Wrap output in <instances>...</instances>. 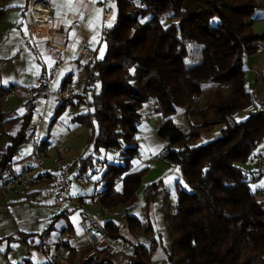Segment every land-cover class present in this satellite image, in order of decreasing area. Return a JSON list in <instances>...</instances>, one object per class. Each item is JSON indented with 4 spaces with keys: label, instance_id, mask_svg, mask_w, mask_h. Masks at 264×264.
I'll list each match as a JSON object with an SVG mask.
<instances>
[{
    "label": "trees",
    "instance_id": "obj_1",
    "mask_svg": "<svg viewBox=\"0 0 264 264\" xmlns=\"http://www.w3.org/2000/svg\"><path fill=\"white\" fill-rule=\"evenodd\" d=\"M257 7L254 0H115L101 51L96 50L85 65L84 90L59 102L51 120L67 105L79 109L71 121L91 127L94 151L118 153L119 162L107 164L97 193L102 207H115L130 200L145 174L146 169L132 171L131 161L139 152L135 134L140 109L146 102L154 103L164 118L157 129L166 139L163 159L181 175L176 204L165 211L170 241L160 263L264 264V202L257 199L252 185L262 175L243 166L264 144V100L252 99L244 85V57L254 54L258 49L254 43L264 39L252 29ZM5 12L0 6V22ZM206 90L210 99L199 108L195 99ZM7 91L0 87V137L6 134L2 105ZM36 98L25 102L22 125L9 136L0 167L14 161L33 136L28 124ZM250 101L258 104L257 112L231 117ZM179 108H185L187 131L172 120ZM217 124L224 125L218 137L190 145ZM91 161V155L80 156L69 169L85 172ZM155 187L147 186L142 196L150 199ZM125 219L131 231L152 233L149 224L142 228L138 217L126 214ZM117 223L104 222L112 235ZM54 224L55 219L39 235L0 238V245L6 243L2 254H7L10 242H27L35 236L30 247L48 255ZM66 247L68 264H115V257L105 249L76 262L75 249ZM151 254L143 243L124 258L128 264H146Z\"/></svg>",
    "mask_w": 264,
    "mask_h": 264
},
{
    "label": "crops",
    "instance_id": "obj_2",
    "mask_svg": "<svg viewBox=\"0 0 264 264\" xmlns=\"http://www.w3.org/2000/svg\"><path fill=\"white\" fill-rule=\"evenodd\" d=\"M33 1L34 0L30 2L29 0H0V6L6 10L0 22V87L11 90V96L7 100H4L2 105V110L4 112L3 129L6 134L0 137V156L10 144L9 136L16 134L22 125V117L26 112L25 102L28 100L27 91L36 88L40 82L46 78L49 69L56 62L58 52L57 48L51 45L54 44L59 47L69 48L70 50L68 54H65L63 64L56 71L55 77L50 79V93L39 100L43 105L35 104L34 112L28 124V126L33 129V136L26 144L32 148L33 144L39 141L42 143L43 150L46 152L47 157H49V153L52 154V157L56 156L53 159L54 163L60 162L70 166L77 158H74L72 163L69 161L64 162L63 159L65 154L63 156L62 152L59 151L62 146L59 144L57 145V143L55 145V142L51 139L49 140L48 137L41 138L43 132L42 126H44L43 123L45 120H48L45 112H54L58 103L63 100V98L58 95L60 90L66 89L71 95L80 93L84 90L85 65L89 62L93 53L96 50L100 52L102 47V6L99 0H94V2L93 0H43L44 4L48 6L49 14L53 20V27L50 30L51 44H49L44 42L47 40L46 38L36 37L34 35L38 40H42L38 41L34 40L31 36L28 26L30 25L32 28L31 17L27 13L26 20L24 10L28 2L30 5ZM254 1L258 4V7L253 14L252 29L256 33L264 34V0ZM38 27L41 26L38 25ZM254 44L258 47L257 51L252 55L245 56L243 65L244 85L246 89L253 94L252 99L256 101L254 92H256L258 88L256 83L259 78L256 74V70H262L261 76L264 77V39L258 40ZM82 48L89 50V52L81 56L77 55L76 50ZM62 54H64V52H62ZM250 72H254V87L252 83L253 76L251 80ZM62 83H64V85H62ZM262 87L264 89L263 85ZM251 88H254L252 92L250 91ZM202 94L207 95L206 105L210 99V91L206 90ZM147 103L149 107L145 110V113H141L140 123L144 114L146 121L151 120L152 117H156L157 123L150 127L152 132L148 136L147 146L152 150H157L161 146V141L162 145L166 144V139L158 137L157 134V129L163 123L164 118L159 117L161 113L155 111L153 102H146L143 105ZM73 110L74 112L80 111L76 108ZM178 110H182L185 117V108H179ZM223 127V124H217L210 130L202 132L195 141L190 143V145H202L218 137ZM180 129L182 131H187L189 129L188 123L185 129ZM28 152L22 154L18 151L13 157L19 169L31 168L27 160ZM137 156H142L140 150ZM262 162H264V144H259L254 150L252 158L243 166L246 170L256 171ZM131 170L135 171L133 170L132 164ZM42 171L50 172L49 168L43 165L34 172L41 173ZM52 172L53 170L50 173ZM42 176L43 174H40V177ZM262 183H264V175L255 179L252 185L255 186L257 190V199L264 202V186H260ZM120 188L121 185L118 183L116 189L120 190ZM42 192L43 186L37 184L29 192L15 189L3 194L0 193V238L7 236L17 237L20 233L39 235L48 227L52 220L55 219L54 230L51 231L48 240L50 243V253L48 255L30 247V244H32V242L34 243L36 240L35 236L28 238L27 242H10L8 244L9 250L17 249L18 243H23L27 246V258H23L17 264L48 261L56 256V251H54V249L57 244L60 243V248L63 249V242H68L72 247H76L75 251L77 249L82 255L89 250V241L82 230L78 214H63L56 205H52L47 200H44ZM97 192L98 191H95L94 195L90 197L92 204L98 201ZM133 197L134 195L131 198ZM131 198L124 204L125 208L134 205V203H131ZM82 202L86 205V195L83 196ZM119 206L121 205L116 206V208H119ZM106 220H110V218ZM106 220H104V222ZM111 220L118 222L119 218L115 216V219ZM165 227L164 225V230L166 232ZM154 238L155 241H157L153 233L149 235L142 234V239L147 240L145 243L150 242ZM161 238L162 235L161 232H159V240ZM5 248L6 243L4 242L0 245V264H10L9 261L6 260L7 256L2 254ZM52 248L53 252L51 251ZM154 253L155 252H152L151 259L155 262L157 259H153ZM162 258L163 257H161V259Z\"/></svg>",
    "mask_w": 264,
    "mask_h": 264
},
{
    "label": "rangeland",
    "instance_id": "obj_3",
    "mask_svg": "<svg viewBox=\"0 0 264 264\" xmlns=\"http://www.w3.org/2000/svg\"><path fill=\"white\" fill-rule=\"evenodd\" d=\"M254 72H250L251 80L253 76V87L255 86V78H254ZM262 78L259 77L256 83V86L258 87L256 92H254L256 96V101L264 100V89L262 87ZM264 86V85H263ZM251 88V92H252ZM253 95V94H251ZM207 99V95L201 94L199 98L195 99V105L199 108L204 107ZM199 100V102H198ZM149 107L148 103L143 105L140 109V113H145V110ZM71 106H66L56 117V119L51 122V119L55 115V111H46L45 114H47L48 120L43 123L44 126H42V134L41 138L48 137L49 140L55 142V145H61L62 150L60 148L59 151L62 152L64 156V162H73L74 158H79L80 156H86L91 155L92 161L91 165L86 168V173L90 175L91 180V188L86 191L85 195L87 197V203L86 207L99 219H101L103 222L104 220L110 218L115 219V216H117L120 219L121 214H128L137 216L142 221V228L149 224L150 229L152 233L156 236V239L158 241H155V239H152L150 242L145 243L147 240L142 239V234L139 232L141 243L146 244V246L151 249L152 252H155L153 254V259H157L155 262L150 258L147 263L149 264H164L160 263L161 257H165L164 250L167 249L169 251V241L170 236L166 230H164V216L165 211H167V207H174L176 204V182L178 180V171L177 169L168 164L163 158H157L156 155L161 151L164 147V144L162 145L160 142V148L157 150H152L148 148L147 140L149 139V135L152 132L150 127L154 126V124L157 123L156 117H152L151 120L146 121L145 120V114L143 115L140 123V127L138 131L135 134V142L139 147L141 157L135 156L132 159V166L133 170L137 171L140 169H146L145 174L141 178L140 185L138 189L136 190V193L134 194V197L131 198L132 205L129 208H125L123 204L119 206V208L115 207H108L111 211V214L105 215L102 212V206L98 201H95L94 204H92L91 196L94 195L95 191H99L102 188L101 184V176L107 167V164L109 163H117L119 160L117 157L119 156L117 152L112 150H104L103 148L99 149V151H94L93 149V143L91 141V134L92 129L91 127L80 125L77 123H73L72 117L75 113ZM160 118H163V116L159 115ZM173 122L177 124L180 128L185 129L186 128V119L183 115L182 110L176 111L172 115ZM210 130V129H209ZM208 131V130H207ZM206 132V131H205ZM158 137H160L158 135ZM161 138V137H160ZM64 146H63V145ZM19 151L22 154L30 153L31 147L27 145L26 143L22 145V147L19 149ZM56 157V156H55ZM55 157H52V154L49 153V157L45 156L43 159V166L49 168V171L51 172L53 170L54 162L53 159ZM51 167V168H50ZM155 184V193L150 197V199H145L142 196V193L144 189L149 186ZM118 185V183L116 184ZM98 193V192H97ZM140 196V200H138V197ZM138 200V201H137ZM118 206V205H117ZM60 211L61 207L57 206ZM126 209L128 213L126 212ZM123 210V211H121ZM120 211V212H119ZM171 212V211H170ZM159 232H161L162 238L159 240ZM52 239V238H50ZM162 240V242H161ZM66 246L72 247L70 243L63 242V249L60 248V243L56 245L54 251H56V256L60 258L61 264H68L66 261V257L68 255V250L66 249ZM74 249L76 247H73ZM53 252V248L51 250ZM133 251V250H132ZM131 251V252H132ZM129 252V253H131ZM127 253V254H129ZM77 262L78 259H82L83 255L82 253L78 252L76 249L75 252ZM7 256L6 260L9 261L10 264H17L20 262L23 258H27V246L23 243L17 244V249L15 250H8L7 254L4 255ZM152 256V255H151ZM3 259V258H2ZM123 263L128 261L126 258L123 259ZM70 264V263H69ZM72 264V263H71ZM75 264V263H74ZM115 264H121L117 260H115Z\"/></svg>",
    "mask_w": 264,
    "mask_h": 264
},
{
    "label": "built area",
    "instance_id": "obj_4",
    "mask_svg": "<svg viewBox=\"0 0 264 264\" xmlns=\"http://www.w3.org/2000/svg\"><path fill=\"white\" fill-rule=\"evenodd\" d=\"M31 0H29L30 2ZM40 4V10L49 14V8L44 4L43 0H38ZM24 10L25 18L27 20L28 5ZM101 9V21L102 27L101 32L105 30V25L109 22L113 16L114 12V2L115 0H99ZM28 23V22H27ZM30 33L34 40H38L34 34L30 25ZM49 32L53 27V21L51 25L47 26ZM51 38V35H50ZM50 38L44 42L51 44ZM42 41V40H38ZM54 48H57L58 55L56 56L55 64L49 69L48 74L45 79H43L40 84L31 90L27 91V97L33 98L36 96L35 104L43 105L39 102L40 99L44 98L48 93H50V79L55 77L56 71L63 64L65 59V54H68L69 48H63L51 44ZM64 52V54H62ZM89 50L82 48L76 50V54L81 56L82 54L88 53ZM92 57V56H91ZM190 59V57H189ZM91 60V58H90ZM89 60V61H90ZM258 77L262 78V83L264 85V77L262 75V70H256ZM58 95L63 98H69L71 93L62 89L58 92ZM11 96V90H8L4 94V100H7ZM87 96L85 94V104L86 112L89 113V107L87 105ZM258 104L254 101H250L241 109L232 112L231 117L238 119L239 117L254 113L258 111ZM167 153V144L159 153H157V158H163ZM46 156V152L42 149L41 143L36 141L30 153L27 155V160L29 161L31 168L19 169L15 161L8 162L5 166L0 167V193H6L15 189H20L23 192L31 191L34 186L41 184L43 186V197L52 205L61 207V212L63 214L77 213L80 220V225L84 234L87 236L89 241V250L83 254V258L90 256L97 249H105L110 255H113L115 259L121 264L123 263L124 255L131 252L135 247H139L142 243L140 240V235L131 231L128 222L125 219L126 214H121L119 221L116 225L115 234L112 235L106 228L104 222L96 217L82 202L79 198L85 195L86 191L91 188V180L86 172H72L68 165H64L60 162H55L53 166V172L42 171L41 173H35L36 169H40L43 165V159ZM136 156V155H135ZM258 173L264 175V162L259 165ZM40 174L43 176L40 177ZM181 180V175L178 174V181ZM180 185L176 186V194L180 191ZM140 200V196L138 197ZM137 200V201H138ZM102 212L105 215L111 214L108 207H102ZM31 264H61L60 258L57 256L52 257L50 260L45 262H31ZM149 264V263H146Z\"/></svg>",
    "mask_w": 264,
    "mask_h": 264
},
{
    "label": "bare ground",
    "instance_id": "obj_5",
    "mask_svg": "<svg viewBox=\"0 0 264 264\" xmlns=\"http://www.w3.org/2000/svg\"><path fill=\"white\" fill-rule=\"evenodd\" d=\"M40 4L38 0H34L28 6V14L31 17L33 33L36 37L50 38L51 33L47 29L48 25L52 24V17L50 14L40 10ZM41 26V27H38Z\"/></svg>",
    "mask_w": 264,
    "mask_h": 264
},
{
    "label": "snow or ice",
    "instance_id": "obj_6",
    "mask_svg": "<svg viewBox=\"0 0 264 264\" xmlns=\"http://www.w3.org/2000/svg\"><path fill=\"white\" fill-rule=\"evenodd\" d=\"M93 2H94V0H93ZM69 23H71V22H69ZM260 186H264V183H262V185H260ZM255 187V186H254Z\"/></svg>",
    "mask_w": 264,
    "mask_h": 264
}]
</instances>
